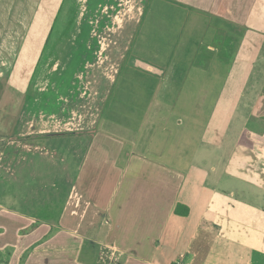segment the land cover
I'll return each instance as SVG.
<instances>
[{
  "label": "crops",
  "instance_id": "1",
  "mask_svg": "<svg viewBox=\"0 0 264 264\" xmlns=\"http://www.w3.org/2000/svg\"><path fill=\"white\" fill-rule=\"evenodd\" d=\"M65 1L0 0V32L21 33L26 48V33L54 30ZM112 1H83L71 43L76 59L91 47L118 54L114 76L66 77L64 93L96 113L71 133L85 147L69 153L75 182L52 226L0 213V264H264V0H138L123 20ZM223 65L229 82L200 128L205 163L152 159L182 156L157 137L170 126L189 143V123L168 114L192 71L222 75ZM246 84L247 103L231 105Z\"/></svg>",
  "mask_w": 264,
  "mask_h": 264
},
{
  "label": "rangeland",
  "instance_id": "2",
  "mask_svg": "<svg viewBox=\"0 0 264 264\" xmlns=\"http://www.w3.org/2000/svg\"><path fill=\"white\" fill-rule=\"evenodd\" d=\"M83 1L66 0L60 8L62 13L54 30L47 33V37L38 32L26 33V48H20L21 33L0 32V213L14 211L33 217L37 222L31 227L35 228L42 223L52 226L50 222L57 219L75 182L74 174L80 162L72 159L69 153L77 148H85L72 143L71 133L75 134L83 128L78 126L79 121L94 119L96 114L88 111L89 100L85 97L74 94L70 88L64 93L66 77L88 75L87 78L83 76L88 82L92 75L110 77L118 70L115 62L118 54L109 46L104 50L84 48L81 57L75 58L77 48L71 43L74 36L80 34L76 32V27L79 22L77 17L83 10ZM133 2L112 1V15H118L123 20L122 15L125 16L127 9L129 14L134 8L135 13H138V0L135 7ZM150 7L151 4L146 14ZM206 34L203 36L205 40L211 35L210 32ZM100 35L98 33V38ZM110 36L104 38L113 41ZM93 38H97L94 33L93 37L90 36L91 42ZM224 68L227 66L223 65L222 75H213L210 71L190 73L186 83L190 85L176 96V111L168 114L172 121L173 117H180L183 122L189 123L185 125L192 129L183 128V132L189 131L188 138L184 139L189 143L186 145L184 136L179 138L175 129L169 126L166 134L157 137L155 145L159 147L163 143L164 150L170 149V152L181 150L182 156L170 161L167 153L162 156L150 154L152 159L160 158L181 167H186L187 161L195 167L205 163L198 159V150L204 149L203 139L199 140L203 134L200 128L208 125L221 88L225 82H229ZM138 75L143 74L139 72ZM238 88H241V94L238 96L234 93L233 97L228 96V100L233 98L231 105L235 103L241 107L247 103L250 85L246 84L247 89ZM238 113L245 114L241 111ZM178 144L175 150L174 146ZM212 151L213 148L207 144L206 153L214 155ZM208 164L218 168L220 161L209 159ZM2 215L8 214L2 212Z\"/></svg>",
  "mask_w": 264,
  "mask_h": 264
}]
</instances>
